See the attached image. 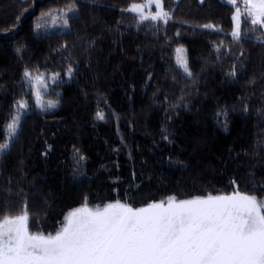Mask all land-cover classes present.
I'll use <instances>...</instances> for the list:
<instances>
[{
  "label": "trees",
  "instance_id": "obj_1",
  "mask_svg": "<svg viewBox=\"0 0 264 264\" xmlns=\"http://www.w3.org/2000/svg\"><path fill=\"white\" fill-rule=\"evenodd\" d=\"M146 1L0 0V143L28 105L0 155V220L26 209L31 232L55 234L85 203L264 199V30L245 17L232 37L227 0H162L167 23H141L128 9ZM25 71L43 76V109Z\"/></svg>",
  "mask_w": 264,
  "mask_h": 264
},
{
  "label": "snow or ice",
  "instance_id": "obj_2",
  "mask_svg": "<svg viewBox=\"0 0 264 264\" xmlns=\"http://www.w3.org/2000/svg\"><path fill=\"white\" fill-rule=\"evenodd\" d=\"M228 3L235 5L236 0ZM153 4L155 14L151 13ZM244 5V15L251 23L264 27V0H244ZM128 11L138 13L141 23L149 19L167 23L170 18L162 0L132 4ZM232 19V36L239 39V7ZM63 25L68 27V19ZM179 63L191 76L187 62L181 59ZM229 75L234 77L236 72ZM24 76L33 82L36 105L43 109L42 74L33 77L25 71ZM46 106L56 104L47 101ZM27 107L26 102H17V113L5 129L8 142L0 143V155L18 136ZM97 118L103 119V113L98 112ZM0 264H264V199L236 189L232 194L191 199L171 196L140 208L119 200L94 208L85 203L67 213L55 234L31 232L25 209L21 215L0 220Z\"/></svg>",
  "mask_w": 264,
  "mask_h": 264
},
{
  "label": "rangeland",
  "instance_id": "obj_3",
  "mask_svg": "<svg viewBox=\"0 0 264 264\" xmlns=\"http://www.w3.org/2000/svg\"><path fill=\"white\" fill-rule=\"evenodd\" d=\"M241 1H242V2H241L240 5L237 4V2H238L237 0H236V4H235V5L230 4V5H232V6H236V8L239 7V8L241 9L240 37H241V33H242V32H241L242 21H243V19L246 17V16L244 15V8H245L244 0H241ZM226 2L228 3V0H227ZM146 3H147V1H146L145 3H141V4H138V5H145ZM228 4H229V3H228ZM162 5H163V2H162ZM163 9H164V7H163ZM156 11H157V9L155 8V5L153 4L152 7H151V13H152V14H155ZM235 11H236V9H235ZM130 12H132V11H130ZM132 13L139 15L138 13H135V12H132ZM144 13H145V14H148V13H149V8L145 7V8H144ZM234 14H235V12H234ZM246 18H247L248 20L251 21V18H250V17H246ZM257 26L261 27L260 25H257ZM234 27H235V22H234ZM261 28L264 30V27H261ZM231 35H232V33H231ZM232 37H233V36H232ZM180 50H181V51H179V52L177 53L176 64H177L181 69H183V67L181 66V64L179 63V61H180L181 59L186 61V58H185L184 51H183L182 49H180ZM23 53H24V49H23V48H19V49H17L16 52H15V58H16V60L21 59L22 56H23Z\"/></svg>",
  "mask_w": 264,
  "mask_h": 264
}]
</instances>
